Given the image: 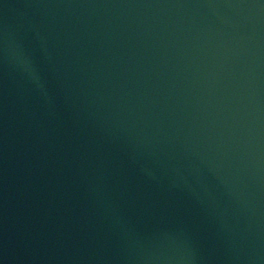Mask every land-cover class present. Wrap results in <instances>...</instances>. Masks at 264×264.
Returning a JSON list of instances; mask_svg holds the SVG:
<instances>
[{
	"label": "water",
	"instance_id": "water-1",
	"mask_svg": "<svg viewBox=\"0 0 264 264\" xmlns=\"http://www.w3.org/2000/svg\"><path fill=\"white\" fill-rule=\"evenodd\" d=\"M0 264H264V0H0Z\"/></svg>",
	"mask_w": 264,
	"mask_h": 264
}]
</instances>
